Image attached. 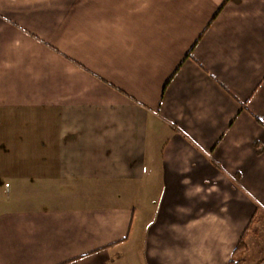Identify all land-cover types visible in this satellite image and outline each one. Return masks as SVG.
Instances as JSON below:
<instances>
[{
  "label": "crops",
  "instance_id": "obj_1",
  "mask_svg": "<svg viewBox=\"0 0 264 264\" xmlns=\"http://www.w3.org/2000/svg\"><path fill=\"white\" fill-rule=\"evenodd\" d=\"M264 264V0H0V264Z\"/></svg>",
  "mask_w": 264,
  "mask_h": 264
},
{
  "label": "trees",
  "instance_id": "obj_2",
  "mask_svg": "<svg viewBox=\"0 0 264 264\" xmlns=\"http://www.w3.org/2000/svg\"><path fill=\"white\" fill-rule=\"evenodd\" d=\"M231 264V263H230ZM235 264H237V263H235Z\"/></svg>",
  "mask_w": 264,
  "mask_h": 264
}]
</instances>
